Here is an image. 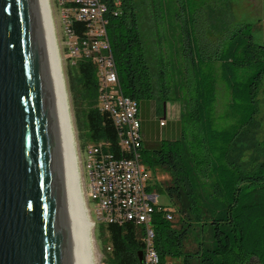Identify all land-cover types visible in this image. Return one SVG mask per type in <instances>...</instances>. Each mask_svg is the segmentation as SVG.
<instances>
[{"label":"trees","instance_id":"16d2710c","mask_svg":"<svg viewBox=\"0 0 264 264\" xmlns=\"http://www.w3.org/2000/svg\"><path fill=\"white\" fill-rule=\"evenodd\" d=\"M60 1L72 35L87 38L89 22L72 15L83 2ZM102 1L123 95L139 107L156 102L157 116L162 104L179 106L174 137L142 134L144 163L169 174L163 185L150 179V188L164 191L171 203L152 217L161 263L180 258L181 264H264V158L237 152L256 122L264 75V44L254 42L252 24L234 21L229 0ZM214 12H221V23L209 22ZM74 67L75 90L86 101L87 143L118 155V127L98 105L97 61L82 55ZM161 121L158 127L166 125ZM166 212L176 213L178 227ZM100 226L107 235L106 264H140L142 227L132 222ZM195 227L208 240L189 251L185 242Z\"/></svg>","mask_w":264,"mask_h":264},{"label":"water","instance_id":"95a60500","mask_svg":"<svg viewBox=\"0 0 264 264\" xmlns=\"http://www.w3.org/2000/svg\"><path fill=\"white\" fill-rule=\"evenodd\" d=\"M93 226L50 0H0V264H101Z\"/></svg>","mask_w":264,"mask_h":264},{"label":"built area","instance_id":"2783aa9c","mask_svg":"<svg viewBox=\"0 0 264 264\" xmlns=\"http://www.w3.org/2000/svg\"><path fill=\"white\" fill-rule=\"evenodd\" d=\"M82 3L73 9L77 21H88L87 38L76 39L72 35L63 14L65 31L69 37V55L75 63L82 55L93 57L102 80V92L98 105L107 111L118 127L120 150L113 155L98 143H87L82 151V167L89 181L88 194L92 203V214L101 224L123 225L132 222L143 229V250L140 264L161 263L156 249L152 217L162 210L156 202L157 192L150 188V168L142 158V130L138 102L123 95L120 90L116 68L105 30L107 6L102 0H79ZM69 42V41H68ZM164 125V120L160 122ZM168 220L173 217L165 213ZM110 251V248L108 247Z\"/></svg>","mask_w":264,"mask_h":264},{"label":"rangeland","instance_id":"374dc122","mask_svg":"<svg viewBox=\"0 0 264 264\" xmlns=\"http://www.w3.org/2000/svg\"><path fill=\"white\" fill-rule=\"evenodd\" d=\"M51 4L53 9L55 26L58 33V40H59V46H60L63 67L66 77L69 100L76 126L80 157L81 160H83L82 151L84 146L87 144V132L84 124V111L86 108L85 107L86 101H84L83 94L75 90V84H74V78H76L74 71L75 63L72 61L69 55L70 40L65 31V27L63 23V14H64L63 6L60 0H51ZM227 6L229 7V11L235 22L252 24V35L254 42L261 45L264 44V0H229ZM143 13H145V10H143ZM220 13L221 12H214L210 16L209 22H211L213 25L217 24V21L221 23L222 15ZM145 24L147 25V20L145 21L144 25ZM107 53L111 54L110 50H108ZM77 61L78 58H76V62ZM257 101L259 108H258L256 122L252 126L251 134L244 135L242 141L238 143L237 152L240 155L246 154V156H251L252 158L254 157L264 158V75L260 82ZM154 105H156V102L155 103L153 102L152 104L149 103V106L151 107L149 112L150 114L149 117L151 120H155L158 118V116L154 114V112H152L154 111ZM163 105L164 104H162V108L163 109L165 108L166 112H168L166 121L169 123L168 125L166 123L165 125L166 127L164 126V128H161V131L159 132V136L161 138L162 137L171 138L176 135V129L172 123L174 120L176 121L178 118L179 106L177 103H169V104H165L164 106ZM156 135L157 134L154 131L153 136L150 138H155ZM82 170H83L84 186H85L87 202L90 208L91 217L94 221L93 235L99 251L103 254L101 257V264H106L105 243H106L107 235L101 231V226H100L101 223H99L92 214V203L88 194L89 181L87 179V175L83 167ZM150 175L152 176L153 180L160 182V184L162 185L166 183L169 179V174L161 170V168L159 167L152 168V170L150 169ZM156 192H157V198H156L157 204L161 206H170L171 203L167 194L164 191H156ZM172 222H173L172 225L174 227L179 226L178 216L176 215V213L173 214ZM207 240H208L207 236L201 231V229L199 227H195L188 234V239L185 242V249L189 251H194L199 243H205L207 242ZM106 249L108 250V248ZM168 262L170 264H181V259L170 258L168 259Z\"/></svg>","mask_w":264,"mask_h":264},{"label":"crops","instance_id":"0c3cea01","mask_svg":"<svg viewBox=\"0 0 264 264\" xmlns=\"http://www.w3.org/2000/svg\"><path fill=\"white\" fill-rule=\"evenodd\" d=\"M150 109H151L150 106L149 107L143 106V107H140V110H139V116L141 119V126H142V134H143L144 138L152 137L154 131L156 132V134H159V132L161 131V128H164V126L158 127L157 121L158 120L161 121L164 119L166 120V117L168 114V112H166V109L164 108L162 115L158 116V118L155 120H151L149 117ZM152 112H154V111H152ZM166 123H167V121H166ZM166 262L169 263L168 259Z\"/></svg>","mask_w":264,"mask_h":264},{"label":"bare ground","instance_id":"6f19581e","mask_svg":"<svg viewBox=\"0 0 264 264\" xmlns=\"http://www.w3.org/2000/svg\"><path fill=\"white\" fill-rule=\"evenodd\" d=\"M50 4H51V0H50ZM51 9H52V4H51ZM52 13H53V9H52ZM53 18H54V16H53ZM54 22H55V20H54ZM56 27V26H55ZM57 31V30H56ZM57 36H58V33H57ZM59 41V40H58ZM66 78V77H65Z\"/></svg>","mask_w":264,"mask_h":264}]
</instances>
